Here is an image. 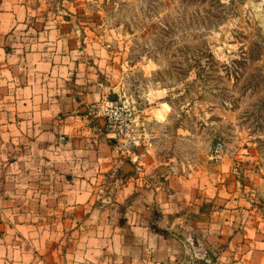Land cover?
Wrapping results in <instances>:
<instances>
[{
    "label": "crops",
    "instance_id": "0c3cea01",
    "mask_svg": "<svg viewBox=\"0 0 264 264\" xmlns=\"http://www.w3.org/2000/svg\"><path fill=\"white\" fill-rule=\"evenodd\" d=\"M72 32L0 0V264H264V218L223 154L156 187L123 169L100 190L103 84Z\"/></svg>",
    "mask_w": 264,
    "mask_h": 264
},
{
    "label": "rangeland",
    "instance_id": "374dc122",
    "mask_svg": "<svg viewBox=\"0 0 264 264\" xmlns=\"http://www.w3.org/2000/svg\"><path fill=\"white\" fill-rule=\"evenodd\" d=\"M27 1L94 52L91 112L113 145L100 190L123 169L145 188L203 170L221 143L264 218V0Z\"/></svg>",
    "mask_w": 264,
    "mask_h": 264
},
{
    "label": "built area",
    "instance_id": "2783aa9c",
    "mask_svg": "<svg viewBox=\"0 0 264 264\" xmlns=\"http://www.w3.org/2000/svg\"><path fill=\"white\" fill-rule=\"evenodd\" d=\"M223 145L221 143L217 144L215 148L216 155L218 156L220 153H222Z\"/></svg>",
    "mask_w": 264,
    "mask_h": 264
},
{
    "label": "trees",
    "instance_id": "16d2710c",
    "mask_svg": "<svg viewBox=\"0 0 264 264\" xmlns=\"http://www.w3.org/2000/svg\"><path fill=\"white\" fill-rule=\"evenodd\" d=\"M195 1V0H194ZM116 98H117V96H116Z\"/></svg>",
    "mask_w": 264,
    "mask_h": 264
}]
</instances>
